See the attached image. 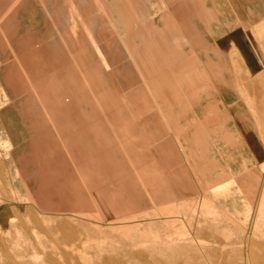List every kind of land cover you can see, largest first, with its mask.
<instances>
[{"label":"rangeland","instance_id":"rangeland-1","mask_svg":"<svg viewBox=\"0 0 264 264\" xmlns=\"http://www.w3.org/2000/svg\"><path fill=\"white\" fill-rule=\"evenodd\" d=\"M110 1L104 0L103 6L109 11ZM133 1L129 11L119 14L133 18L146 9L150 13L148 2L156 7L170 5L166 10L174 12L179 3L185 2ZM192 1L193 8L188 0L187 6L194 12L200 0ZM203 5L205 13L195 15L190 22L204 25L201 30L193 32L170 21L162 41L170 56L169 63L181 66L169 69L171 74L161 87L150 82L137 88V82L143 81L144 73L150 70L143 67L144 57L140 61L136 58L158 52L154 53L147 43L142 44L144 51L138 54L134 50L137 48L133 52H126V45L118 48L115 42L119 37L116 38L114 27H125V23H106L114 20L116 12H109L107 20L100 22L106 23L101 28L103 36H108L104 43L100 44V39L96 44L89 41L84 58L90 66V82L100 90L94 95L104 97L110 106L105 110V118L115 122L132 116L134 127L147 128L154 134L155 145L148 151L150 162L144 160L134 168L127 166L123 179L113 174L99 181L96 189L105 194L92 196L91 200L123 204H108L97 213L82 206L71 209L64 192L53 188L54 160L63 154L45 148L38 140L42 125L49 122V118L41 117V112L60 110L62 113L56 115L59 118L65 111L70 114V109L78 104L77 95L65 98L63 104L55 101L56 86H46L57 76L61 59L52 52L32 62L28 50L20 47L29 35H44L52 47L64 30L50 22L55 13L43 7L42 2L35 7L32 0H22L6 18L3 17L7 10L1 12L0 264H264V0H203ZM155 12L154 24L161 26L166 13ZM190 15L193 14H187V18ZM98 22L86 24L87 33L92 34ZM179 33L181 37L172 35ZM182 36L187 37L190 46L184 44ZM159 39L162 38H154ZM191 52L194 58L188 61ZM15 58L23 67L19 77L12 72ZM179 61L188 65L187 72ZM38 63L43 68L40 73L35 71ZM184 77L191 82L185 83ZM147 88L154 91L147 93ZM36 95L40 97L38 101ZM147 100L156 101V107L146 108L150 104ZM85 101L83 108L89 107ZM220 106L234 111L232 116L236 122L238 119L244 136L251 128L252 147L260 150L255 162L252 160L246 170L232 177L221 173L220 162L207 150L210 141L202 133L206 125L211 131L213 124L218 129L222 127L216 120ZM152 112L157 119L148 126L140 124ZM184 119L187 123L179 125ZM35 121L40 127L35 126ZM108 125L114 129L111 138L109 132L104 133L107 126L99 124L103 131L95 141L104 145L110 138L118 147L142 143L123 133L125 124ZM226 134L219 133L232 146L234 136ZM51 153L58 155L51 157ZM120 159L121 156L118 168L124 166ZM125 161L129 164L126 158ZM150 176L154 178L148 181ZM204 201L212 206H206ZM67 213H74V217L66 220ZM128 215L129 220L125 218ZM94 216L103 220H91ZM133 220L134 224L139 223L136 227ZM164 220H169L171 227ZM114 228L112 232L110 229Z\"/></svg>","mask_w":264,"mask_h":264},{"label":"bare ground","instance_id":"bare-ground-1","mask_svg":"<svg viewBox=\"0 0 264 264\" xmlns=\"http://www.w3.org/2000/svg\"><path fill=\"white\" fill-rule=\"evenodd\" d=\"M21 1L22 0H0V14L3 10L4 11H5V9L7 10V13L3 18H6V16L8 14H10L14 10L16 5L19 4ZM32 1L35 4V7L37 5H39V2H42L43 7L44 6L46 8L49 7L53 11V13H55V17H53L50 22L52 24H56L57 27L62 28L64 31H62L60 34L57 35L56 40H55V44L52 47H50L48 45L49 43L46 41V37L44 35H40L39 37L29 35L20 43V47L23 50L24 49L28 50V55H29L28 58L31 59L32 62L33 61L35 62V59L42 58L44 55L49 56L50 54H53L52 52H56L61 59L60 64L57 68L58 74L56 77L51 79L52 81L51 80L47 81L48 85H46V86H49V85L50 86H52V85L56 86L55 89H56L57 95H56L55 101H57V102L59 101V103H61V104H63L65 98H68V97L70 98L72 95H77L78 99H79L78 104H77V107H78L77 108V113H78L77 115H78V117H81V115H82L81 113L87 112L84 115V121L87 124L80 125V126H76L75 124L54 126L58 122V121H56V119H58V117L56 118V115L59 112L62 113V111H60V110H59V112H41L40 113V115L43 119L45 117L49 118V122L46 123L45 125H42V127L40 129L41 135L39 136L38 140L41 142V144L45 148L50 147L52 150L53 149L58 150V152L61 151L63 154L61 156L58 155L57 153H51L50 154L51 157L52 156L54 157V155H56V154L59 157L58 159H56V161L54 160L55 168L53 169V175H52L53 178L51 180V185L53 186V188L59 187L64 192V194L68 197L66 202H67V204H69L71 209H74L77 206H82L86 209L91 210L92 212L97 213L96 211L103 210V208L106 207L108 204H113V205L114 204L115 205L123 204V203H119L116 201H108L105 199L91 200L92 196H96L97 194L103 196L105 194L102 191H99V190L97 191V189H96V187L98 186L97 184L100 183L99 181L106 179V177H112L113 174H115L113 176H117V178H119V179L124 178L123 171L124 170L126 171V167L123 166L121 168L119 166V168H118L119 158L115 159L113 154H117L118 155L117 157L121 156L120 161L122 163H125L126 162L125 158L127 159V161L130 160L131 152L129 150L131 148V145L130 146L129 145H124V146L119 145L120 147H118L117 144L110 141L111 140L110 138L112 136L111 134H112V131L114 129L112 127H110V128L108 127L110 120L108 117L105 118V116H106L105 110L108 109L110 106L108 105V103L104 97L101 98L100 96L94 95V92H100V90H99L97 84L90 82L91 81L90 77L92 74L90 73V66L87 63L88 61H87V59L85 60V58H84L85 55H88L87 47L90 43L89 41L93 40V37H94L93 33L92 34H90L89 32L87 33V30L85 29V25L88 23L93 24V22H95L97 20H99L98 23L107 20L109 12L120 13L122 11H124V12L129 11L130 10L129 7L131 6V4L133 5L134 1L133 0H111L110 1V3H111L110 11L108 8L103 7L104 3H105L104 0H32ZM192 3H193V1H192ZM202 3H203V0H200L199 4L202 5ZM5 5H7L8 8L7 7L4 8ZM1 8H4V9H1ZM151 26H152V24L150 23V20L148 18L147 22H144V24L142 25L141 31H135V32L139 33L141 38H143L142 42L139 43L140 45H141V43L144 44V43L148 42L147 39H149V38L145 34L153 36L151 33V30H152ZM159 31H158L159 34H157L155 36H160L162 38L164 33H162L161 30H159ZM195 31L196 30L194 29L193 32H195ZM129 34H128V36H130ZM132 35L133 34H131V36ZM161 40H163V39L156 40V46L158 47V49H161L164 46V44L161 43ZM42 43L44 44L43 46H42ZM200 48H202V46H200ZM138 50H136L135 53L138 54V53L143 52L141 47L138 48ZM130 51L133 52V47H132L131 43L128 42L126 52H130ZM142 57H144L143 60H141ZM145 57L146 56H141V57H137L136 59L138 61L141 60L143 62V67L146 69H149L150 72L144 73L145 79H143V81L137 82V84H138L137 88L140 87L143 83L146 84V83H150V82H152L158 86H161L162 84L167 82L168 75L171 74L169 69L172 70V68L174 69V67H180L181 66L178 64H174V63L171 64L167 60H162V58H158L157 54L146 57V58ZM193 58H194V56L192 53V55L188 59V61L192 60ZM7 59H5V61ZM16 59L17 58H15V61L13 63L12 72H13V76L19 77L22 73L23 67H21V64L18 63V61ZM179 63H181V62L179 61ZM181 64H182V66H184V68H183V69H185L184 73L187 72L188 65H186L184 63H181ZM237 68H238V65L236 66V69ZM42 70H43L42 65L39 66V63H38V65L35 66V71L37 73L38 72L40 73ZM52 73H53V71H52ZM148 77H149V79H148ZM183 79H184V82L187 84L191 82V80L186 79V77H184ZM42 82H43V80H42ZM211 83H212V81H211ZM214 83H216V82H214ZM41 85H43V84H41ZM212 85L214 86V84H212ZM29 86H31V83L29 84ZM132 87L133 86H131L129 84V88L132 89ZM215 89H216V86H215ZM44 91H46V90H44ZM217 91H218V89H217ZM133 97L134 96L132 95L131 98L133 99ZM38 98L40 99V97L38 95H36L35 99L37 101L39 100ZM31 99L34 100V97L31 96ZM85 99H87L88 101H85ZM43 101H45V99H43ZM84 101L87 102L89 105V107L86 110L82 109V102H84ZM52 104H54V102H52ZM61 117L63 119H69L71 116L68 112L65 111L64 115ZM61 117H59V118H61ZM155 117L156 116L151 115L149 117V119L152 120ZM102 118H105V120H103ZM126 121L127 122L125 123V128L123 130V133L126 132V133L132 135L133 138H136L137 140L142 141L141 135L145 134L147 132L146 128L134 127L132 125V123H133V117L132 116H129V115L126 116ZM34 124H35V126L40 127L39 122L35 121ZM99 124L107 126L105 128V133L109 132L108 134L110 136V138H108L109 142L107 141L108 143L107 144L105 143L104 145H102L99 141H95V139L101 138V133L103 131L99 128ZM79 130H80V132H79ZM77 133L78 134L82 133V135H83V137H81V141H79L78 144L76 141L77 136H78ZM177 138H179V137H177ZM106 139H107V137H106ZM74 146H78L81 149V154L84 155V157H85L86 168L84 170L83 169L79 170L74 177H69L70 173L72 171L71 165H73V163H75V160H76L74 156L72 157V151H73ZM150 147L151 146H149V148L145 147L144 152H141L139 154L145 157L147 155ZM59 154H61V153H59ZM179 159H181V157ZM50 161H52V160H50ZM147 164H149V163H147ZM105 165H106V167H105ZM69 185L72 186L73 188L70 187ZM205 202H206V206L211 205L207 201H204V203ZM210 202L212 203V201H210ZM3 207H5V206H3ZM84 208H83V210H84ZM207 208H206V210H207ZM177 209H179V207ZM173 210H175V209H173ZM175 211L177 212L178 210H175ZM3 212H6V211H3ZM143 212H145V211H143ZM169 213H168V215H169ZM84 214H85V211H84ZM161 214H162V212H161ZM177 214H179V213H177ZM80 215H82V214H80ZM129 215H128V217H125V218L128 219ZM156 215H157V213H156ZM131 216L132 215H130V218L134 217V216H132V217ZM163 216H162V219H163ZM80 217H83V216H80ZM166 217H164V218L166 219ZM181 217H183V216L181 215ZM85 218H86V216H85ZM87 218H88V216H87ZM90 219L93 221L103 220V218H97L95 216L90 218ZM48 220H55V221L59 220V222L64 221L63 219H58V218H54V219L49 218ZM119 220H120V218H119ZM164 221H167V220H164ZM90 222L91 221H89V223ZM132 222L134 224L136 222V219H135V222H134V220ZM167 222L170 225L171 222L169 220ZM91 224H93V223H91ZM110 224H112V223H110ZM110 224L107 226H110ZM138 224L139 223L134 224L135 227ZM170 227H171V225H170ZM98 228H99V226H98ZM110 228H111V226H110ZM115 229L116 228H114V230L113 229H110V230H112V232H113V231H115ZM126 232H128V231H126ZM126 232L123 234L125 235ZM123 234H122V236H124ZM149 239H151V238H149ZM82 244L84 245L85 243H82ZM142 245H143V243L141 244V246ZM71 246H73V245H71ZM138 246H139V244H138ZM83 255H81V256L83 257ZM36 257L37 256H35V258ZM10 264H14V263L11 262Z\"/></svg>","mask_w":264,"mask_h":264},{"label":"crops","instance_id":"crops-1","mask_svg":"<svg viewBox=\"0 0 264 264\" xmlns=\"http://www.w3.org/2000/svg\"><path fill=\"white\" fill-rule=\"evenodd\" d=\"M141 1L142 0H138V2H140V3H141ZM189 1L190 0H188V2ZM191 1L189 3H192ZM188 2H187V0H185V2H183L182 4L179 3L178 6H180V7H178L174 12H172V10H170V9L166 10V7L170 8V5L166 6L165 4H163L162 6L156 7V4L154 5V4H151V2H148V7H150V13H148L147 9H146V11H145L146 14L141 13V16H137V17L132 16L133 18H130L129 16L123 17L121 14L116 13L114 20L108 21L106 23H111V22L117 23V21H119V20L122 23H125V25H124L125 27H123V26L117 27V24L114 27L116 29V32H117L116 38L119 37L115 42L118 48H119V46L124 47V45H126V47H127V43L130 42L133 48H137L134 50H138V48L141 47L142 51H144L143 46H141L142 43H141V45L139 44L140 42H142V40L141 41L138 40V37H140V35L138 32H135V31H141L142 25L144 24V22H147V20L149 18L150 23L152 24L151 33L153 36L145 34L149 38V39H147L148 40L147 45H148V47L151 46V49L153 50V52H155L157 50L158 58H162V60L170 61V56H168V52L165 50L166 49L165 41L161 40V43L164 44L163 48L158 49V47L156 46V41L154 40V38L158 39V37H160V36H155V35L159 34V32H160L159 30H162L161 32L164 33L163 37H162V39L164 40V37H166V34H167V30L169 29L170 21H174L175 23L178 22L179 26H182L184 28H186V27L190 28V30H194V29L197 30L198 28L201 30L204 27V25H202V27H201L200 25L197 26L195 24L190 23L191 19L195 15H197V14L201 15L202 13H205L204 8H203V6H204L203 3H202V6L201 5L198 6L197 11L193 12V10L188 9L189 7L192 6V4H189V7H188L187 6ZM192 8H193V6H192ZM155 10H156V12L158 10V11H163V13H166L161 26H156L154 24V17L152 16V12ZM187 14H193V15H190V18H187L188 17ZM106 23H102V24H106ZM102 24L97 23L94 25V28H96V27L97 28H96V30H93V32H92L94 37H93V40L91 41V44H96L98 39H100L99 43L103 44L104 43L103 39L108 37L107 35L103 36L102 30H101ZM224 28H227V25H225ZM209 29H211V27H209ZM212 29H213V27H212ZM127 33L128 34L130 33L129 34L130 36H128ZM124 34H125V36H123ZM131 34H133L134 36L133 35L131 36ZM172 35H174L175 38L181 37L180 33H179V36L175 35V34H172ZM182 37L184 39V44L189 45L187 42V37L186 36L185 37L182 36ZM135 38H137V41L135 40ZM151 39H153L154 41ZM106 42L108 43V41H106ZM175 44L178 45L176 42H175ZM121 50H122V48H121ZM190 51H192V50H190ZM94 59H96V58H94ZM102 59H105V58H102ZM159 87H161V86H159ZM150 89L147 88V93L154 91V90H150ZM131 92H139V91L138 90H132ZM147 102L150 104H147L146 108L151 109V108L156 107V105H155L156 101L147 100ZM75 107L72 108V111L70 109L69 112H70L71 117L69 119H63L62 117L56 119V121H58L57 125L61 126V125H73V124H75L76 126H80V125L87 124L84 121L85 112L81 113L82 114L81 117H78L77 109ZM87 108L88 107H86V108L82 107V109H85V110ZM220 109H221L220 110L221 112H218V117L216 118V120L219 122V124L221 123L222 127H220L218 129L216 127L217 124H213L214 130L211 131V127L206 125V127L202 131V133H204V135L206 136V141H208V142L210 141L209 142L210 145H209V148L207 150L212 151L211 156L214 159L217 158L220 162V163L219 162L218 163L222 167L221 173L223 175L226 174L227 177L228 176L232 177V176H235V175L239 174L240 172L246 170V168H248V166L250 165L251 162H253V161L255 162L256 157H258V155H260V150L257 147H252L251 142L254 139L252 138V136H250L251 135V131H250L251 128L249 129V131H247L248 128H245L247 133L244 136L238 119L236 122L235 117L232 116L234 111L229 106H220ZM151 115L155 116V114L153 112L151 114L148 113L147 117L144 118L145 121L140 122V124H142L143 126H145V125L148 126L149 124H152L157 119V116L154 119L150 120L149 117ZM185 118H186V120H189V117H185ZM102 119L105 120V118H102ZM186 120L184 119V120L180 121L179 125L186 124L187 123ZM126 122H127L126 118H124V119L120 118L119 120H117L115 122H109V124H113V125H115V124L120 125L121 124L122 125V124H125ZM207 122H208V120H207ZM133 123H132V125H133ZM236 123L238 124L237 126H236ZM137 124H139V123H137ZM207 124L210 125L209 122ZM146 131L147 132L145 134L141 135V137H142V143L141 144H134L133 143L131 145V148L129 150L131 152V155H130V160L128 161V163L130 165L127 164V162L122 163V165H124L126 167V171L128 169L127 166H129V167L131 166L130 168H134L135 166H138L140 163H143L144 160H146V161L148 160L147 162L151 161L148 159L149 158L148 153L145 157L139 154L141 152H144L145 147L149 148V146H151L150 149H154V134H152V132L147 128H146ZM213 131H214V133H213ZM79 132H80V130H79ZM220 132L221 133L226 132L227 133L226 135L231 133L232 136H234V141H233L234 144H232V146H229L227 144L228 143L227 140L223 139L222 135H219ZM77 135L78 136H77L76 141L78 144L79 141H81V137H83V135H82V133H79V134L77 133ZM254 135H256V134H254ZM72 156H74L75 159H77V162L73 163V166H72L73 168H72V171H71L69 177H74L79 170H82V169L84 170L86 168L85 157H84V155L81 154V149L78 146H74L73 151H72ZM113 156L115 157V159L119 158V157H117L118 156L117 154H113ZM147 156H148V158H147ZM211 156H209L210 160H213V158ZM151 158L153 161L152 156H151ZM221 159H222V162H221ZM105 167H106V165H105ZM215 173L216 172L214 171V174ZM208 174H205V175L207 176ZM210 174H212V172H210ZM211 176H213V175H211ZM152 177L153 176H150L147 180L151 181L154 178V177L153 178ZM138 180H139V178H138ZM70 187H72V186H70ZM73 215H74V213H67V216L65 215V217L67 219L66 218L65 219L69 220L70 219L69 217H71Z\"/></svg>","mask_w":264,"mask_h":264}]
</instances>
